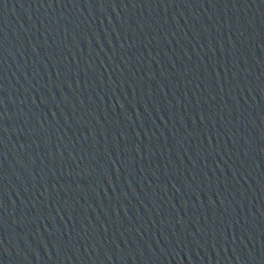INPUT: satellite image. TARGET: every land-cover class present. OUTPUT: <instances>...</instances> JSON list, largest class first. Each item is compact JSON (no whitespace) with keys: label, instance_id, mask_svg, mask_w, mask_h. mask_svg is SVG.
<instances>
[{"label":"water","instance_id":"1","mask_svg":"<svg viewBox=\"0 0 264 264\" xmlns=\"http://www.w3.org/2000/svg\"><path fill=\"white\" fill-rule=\"evenodd\" d=\"M182 0H0V264H202Z\"/></svg>","mask_w":264,"mask_h":264}]
</instances>
